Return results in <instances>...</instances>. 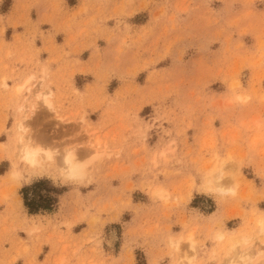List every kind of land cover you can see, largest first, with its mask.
<instances>
[{
    "label": "rangeland",
    "instance_id": "obj_1",
    "mask_svg": "<svg viewBox=\"0 0 264 264\" xmlns=\"http://www.w3.org/2000/svg\"><path fill=\"white\" fill-rule=\"evenodd\" d=\"M10 3L0 4V264H224L231 246L249 264L263 260L264 0L122 1L100 18L111 28L94 25L99 11L80 24L74 51L91 49L86 62L62 49L41 62L35 34L15 51L20 36L8 42L7 27L27 28L29 5L14 20ZM76 71L87 74L77 87L93 81L83 91ZM48 86L53 111L37 98ZM23 142L53 160L22 163ZM68 149L81 178L60 174ZM42 179L60 191L57 204L29 216L20 190Z\"/></svg>",
    "mask_w": 264,
    "mask_h": 264
},
{
    "label": "crops",
    "instance_id": "obj_2",
    "mask_svg": "<svg viewBox=\"0 0 264 264\" xmlns=\"http://www.w3.org/2000/svg\"><path fill=\"white\" fill-rule=\"evenodd\" d=\"M11 0L10 6L6 12V15H12L14 17V20H19L20 11H22L24 8H22V5H29L28 8L25 10L28 12L29 15V26L27 28L18 25L16 28L7 27L9 30L12 31L11 38L7 40L8 42H13V35H19L20 36V45L18 46L16 44L17 50L15 51H21L20 49H23L26 43H29L32 41L31 37L32 34H35V38L33 39V42L31 44V54H35L36 58H38L41 62H46L49 58L52 56H55L57 52H59L61 49L65 52H68L66 55L67 61H72L76 58H79L83 62L87 61L90 57L91 49H84L81 53H76L74 51V47H76L80 40L78 37V31L80 29L81 23H86V25H90L88 23V20L91 18V15H95L97 11L101 12V14L96 18V21H98V24L94 23V25H106V27L111 28L113 25V22L111 19H104L103 22L100 21V18H107V12L106 10L110 11L112 9V6L118 3H121L125 0ZM135 1L134 5H136L137 0ZM3 2V0H0V4ZM22 2L21 7L17 6ZM96 4V5H95ZM86 7V11L81 15L73 16L76 10L79 8ZM97 8L101 10H97ZM16 11V12H15ZM56 18L54 19V17ZM132 18V17H131ZM53 19L56 20L55 23H51L49 20ZM130 18L127 19L129 21ZM21 22V21H20ZM19 22V23H20ZM132 26H135L137 30L139 29V24H135L133 22H130ZM130 24V25H131ZM91 26V25H90ZM90 41H95L96 45L100 49V56L104 57L102 52L106 48L105 41L100 37H94V39L88 38L87 43ZM86 43V44H87ZM50 47L54 48L53 51H46L45 48ZM28 52V51H26ZM16 55L22 54V52L17 53ZM29 53V52H28ZM87 53V57L84 58L83 55ZM20 56V55H19ZM61 63V62H60ZM60 63H52L51 69L53 72H55V69L60 65ZM16 68H22V65L18 64L17 62H14ZM62 67V66H61ZM65 73L70 72V66L67 65L65 68ZM57 72H62L57 71ZM87 74H81L80 72H75L72 78V82L74 86L79 90L83 91L85 86L88 84L93 83L92 80H87L83 83L81 87L76 86L75 79L76 77H85ZM46 88L40 87V90L43 91ZM49 90L50 87L48 86ZM52 91V90H51ZM53 93V91H52ZM264 117V114H262ZM97 119V118H96ZM61 197H67V192H65ZM2 205H0V212L2 211ZM38 216H43L42 214H37ZM50 215V214H45ZM28 216V215H27ZM31 216V215H29ZM85 228H83L84 230ZM63 231V229H62ZM81 232L75 231V225L73 227L72 234L78 235ZM25 239V237L21 236ZM43 249H46L43 251V255L48 253L49 249L48 246L45 245ZM145 254V250H143ZM43 258L41 259V261Z\"/></svg>",
    "mask_w": 264,
    "mask_h": 264
},
{
    "label": "bare ground",
    "instance_id": "obj_3",
    "mask_svg": "<svg viewBox=\"0 0 264 264\" xmlns=\"http://www.w3.org/2000/svg\"><path fill=\"white\" fill-rule=\"evenodd\" d=\"M31 77H28L27 79L23 80L24 82L22 84H17L14 86V96L18 97L20 92L22 91V89L25 87V85L30 81ZM27 89V88H26ZM29 90V89H28ZM37 98L39 99V101L41 102V104L50 111L54 110V103L52 101V92L51 91H42L39 92L37 94ZM21 108H19L18 110L20 111ZM21 121V120H20ZM18 124V123H17ZM23 122L19 123L17 125V128L19 130L24 131L25 129V125L23 126ZM28 139V138H27ZM21 142V141H20ZM21 152H20V161L22 163L28 164L32 167H39L41 166V161L42 160H53L52 157V153L45 151L44 153H41L40 149L34 148L32 146H30L29 143H25L23 142L20 146ZM59 157L58 162L60 163L61 167H59L60 169V174L61 176L65 177V178H69V179H76V178H81L82 175L84 174L85 170V165L79 161L76 160V156H75V151L74 149H68L63 151L62 153L58 154ZM219 167V169L217 170L216 174H214V190L216 192H218L220 195L224 194L226 191L225 188L222 187L219 179H220V174H221V170L222 167L224 165V163H221ZM14 173V171L12 172ZM155 195L157 197H161V193L160 191H157L155 193ZM218 239H221L223 237L222 234H218ZM233 244H236V241H232ZM242 243L246 242V239L243 238ZM188 248L193 249L194 244L193 242H191L190 240L188 241ZM235 243V244H234ZM240 243V242H239ZM238 243V244H239ZM237 245V244H236ZM178 244H175V248L178 249ZM236 247V246H235ZM234 246L230 247V250L233 251L235 253L234 257H231L229 259H227L225 261L224 264H237L239 261L242 264H249V261H251V258L253 255L248 254L247 252H242V253H238L236 252ZM261 251L258 250V253H260ZM182 259V257H181ZM183 259L187 260L188 262H191L192 257H188V255H186L185 253L183 254ZM176 264H181V263H176ZM258 264H264V259L261 260Z\"/></svg>",
    "mask_w": 264,
    "mask_h": 264
},
{
    "label": "trees",
    "instance_id": "obj_4",
    "mask_svg": "<svg viewBox=\"0 0 264 264\" xmlns=\"http://www.w3.org/2000/svg\"><path fill=\"white\" fill-rule=\"evenodd\" d=\"M59 194L60 191L45 179L38 180L20 190L22 203L29 215L51 213L55 209Z\"/></svg>",
    "mask_w": 264,
    "mask_h": 264
}]
</instances>
